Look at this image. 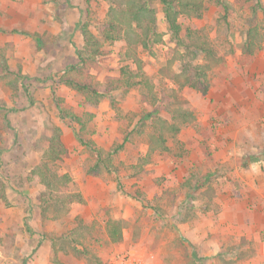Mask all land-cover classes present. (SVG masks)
Segmentation results:
<instances>
[{
	"label": "rangeland",
	"instance_id": "1",
	"mask_svg": "<svg viewBox=\"0 0 264 264\" xmlns=\"http://www.w3.org/2000/svg\"><path fill=\"white\" fill-rule=\"evenodd\" d=\"M111 2L0 0V264H53L56 256L94 264L72 249L80 219L95 224L81 239L103 264L119 256L143 264H264V0H227L228 11L204 0L201 18L181 16V36L197 32L211 55L183 57L186 47L160 10L161 42L103 41L85 70L109 90L91 108L56 79L79 59L80 24L101 37ZM250 29L252 54L243 50ZM205 61L206 93L175 79L184 63ZM18 68L28 90L23 81L9 84ZM57 102L83 116L84 135L97 148L123 144L110 170H90L97 156L77 140L80 127L61 119ZM173 108L193 113L179 131L170 126ZM56 124L69 154L53 168L71 177L62 193L80 192L84 203L57 206L32 173ZM110 216L123 221L119 242L106 233Z\"/></svg>",
	"mask_w": 264,
	"mask_h": 264
},
{
	"label": "trees",
	"instance_id": "2",
	"mask_svg": "<svg viewBox=\"0 0 264 264\" xmlns=\"http://www.w3.org/2000/svg\"><path fill=\"white\" fill-rule=\"evenodd\" d=\"M70 0H67L69 2ZM113 3L109 9V19L99 28L98 37L94 34L87 24H80V32L82 33L83 47L78 50V61L72 63L62 74L56 79L58 84H65L74 89L83 98L82 103L85 106L96 108L105 97L108 90L101 91L99 85L89 72L86 73L85 67L87 62L93 61L98 55L103 53V41L115 42L117 40H125L128 46L140 45L141 47H150L153 43H159L163 39V33L157 31V20L159 10L163 13L167 22V27L173 38L177 40L178 45L186 47L185 57L189 55L190 59L197 58L199 54L211 55L215 52L207 39L201 38L197 32L190 29L187 30L186 36H181L183 30L181 16L201 18L204 13V0H111ZM157 1V4H155ZM228 11L229 3L227 0H218ZM260 9L264 10L261 6ZM250 40L243 47L244 52L252 54L255 47V39L252 29L249 31ZM103 40H101V39ZM129 52L132 53L131 49ZM184 63L180 73H175L176 80L185 78L194 88H198L199 84L203 86V92L206 93L210 86L208 77V69L211 65L205 61L196 65ZM191 67L193 70H191ZM8 69V65H4ZM15 77L9 84L16 87L17 82L23 81L27 76L22 74L21 68L15 71ZM75 72V73H74ZM78 73V74H77ZM81 75V76H80ZM196 82V83H195ZM24 89L28 90L24 81L21 83ZM112 86V83H111ZM29 100L33 102V98L29 96ZM13 108H9V111ZM15 111V110H13ZM57 111L63 121L77 124L80 127L79 131L75 130L77 140L92 149L97 156V160L90 169L93 173L98 174L104 170H110L113 167L114 155L122 148V143L117 144L107 150L104 147H98L93 139L86 138L84 130L86 128L83 116L75 113L69 107H65L57 102ZM170 112L173 115V121L170 123L171 128L179 131L181 128L180 122L191 119L192 111L183 108H173ZM94 117V113L89 114ZM13 128V127H11ZM15 130V128H14ZM161 147L167 149L163 136L158 137ZM68 146L63 140V130L59 125H54L49 138V144L41 155L40 162L33 168L32 173L37 179H40L45 186V196L49 201L59 203L65 207L67 203L77 201L78 203L86 202L84 195L80 192L62 193L63 189L69 187L71 177L68 173L60 174L53 168L57 162H62L64 157L68 156ZM246 165V164H245ZM45 197L43 202L49 203ZM138 199L145 200L143 196H137ZM57 204V206H59ZM95 224L88 223L82 219L79 224L71 231V238L74 241L72 249L77 256L87 257L94 264H103L104 260L95 255L86 245H84L82 237L90 234L94 229ZM106 233L110 241L119 242L123 238V221L114 219L111 216L107 219L105 225ZM53 264H65L57 256L54 258Z\"/></svg>",
	"mask_w": 264,
	"mask_h": 264
},
{
	"label": "built area",
	"instance_id": "3",
	"mask_svg": "<svg viewBox=\"0 0 264 264\" xmlns=\"http://www.w3.org/2000/svg\"><path fill=\"white\" fill-rule=\"evenodd\" d=\"M112 264H143V262H140L139 260H134L130 256H119L115 259V261L113 260Z\"/></svg>",
	"mask_w": 264,
	"mask_h": 264
},
{
	"label": "crops",
	"instance_id": "4",
	"mask_svg": "<svg viewBox=\"0 0 264 264\" xmlns=\"http://www.w3.org/2000/svg\"><path fill=\"white\" fill-rule=\"evenodd\" d=\"M242 166V165H241ZM251 166H253V165H251ZM243 167V166H242ZM252 170V169H251ZM253 173L254 174H257V176H258V172L257 171H253ZM259 177V176H258Z\"/></svg>",
	"mask_w": 264,
	"mask_h": 264
}]
</instances>
